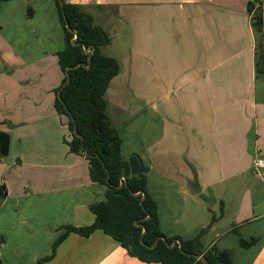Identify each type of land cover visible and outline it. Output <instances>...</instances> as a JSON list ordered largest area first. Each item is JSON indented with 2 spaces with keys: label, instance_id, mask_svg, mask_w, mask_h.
<instances>
[{
  "label": "crops",
  "instance_id": "obj_1",
  "mask_svg": "<svg viewBox=\"0 0 264 264\" xmlns=\"http://www.w3.org/2000/svg\"><path fill=\"white\" fill-rule=\"evenodd\" d=\"M64 1L89 13L111 35L110 44L117 37L123 40L122 59L117 58L121 71L106 96L115 100L119 117L151 110L150 119L161 125L153 138L145 136L149 145L139 155L150 168L148 187L152 172L163 179L167 193L169 182H175L182 211L197 217L185 239L206 229L201 236L206 249L230 253L234 264H264V187L254 174L256 160L264 161V78L256 77L252 25L257 11L264 19V0ZM248 2L254 4L252 13ZM29 13L34 16L33 9ZM125 26L132 29L128 35ZM52 58L57 69L49 76L41 69L22 76L26 81L40 78L39 91L24 81L27 87H3L8 93L0 94V132L10 138L7 159H0V183L8 189L0 214L8 200L27 206L34 204L30 200L57 197L58 206L69 207L70 221L59 220L52 228L56 240L63 226L93 224L89 206L104 199L105 188L92 182L88 160L70 151L67 117L61 116L58 134L38 133L45 134L48 113L61 118L51 92L62 84L64 73L58 57ZM23 92L32 97L20 102L16 95ZM40 93H48L46 103ZM180 221L176 215L171 220L174 226ZM233 236L234 243L229 242ZM241 238L255 239V244L242 248ZM44 264L159 263L130 256L96 230L89 237L71 233Z\"/></svg>",
  "mask_w": 264,
  "mask_h": 264
},
{
  "label": "trees",
  "instance_id": "obj_2",
  "mask_svg": "<svg viewBox=\"0 0 264 264\" xmlns=\"http://www.w3.org/2000/svg\"><path fill=\"white\" fill-rule=\"evenodd\" d=\"M7 1L0 0V9L2 3ZM55 3L65 29L66 45L57 52L64 79L56 89L54 107L58 114L68 118L72 135V140L67 142L70 151L88 160L90 178L105 188V196L89 206L95 215L93 224L61 227L51 254L37 264L52 260L58 246L71 233L89 237L96 230H102L120 243L130 256L144 263L205 264L195 257L203 255L208 264H234L230 253L220 251L215 246L209 249L203 246L201 236L206 229L192 239L168 237L163 233L157 202L148 190L150 168L139 154H133L129 159L122 156V139L108 114L106 93L111 81L121 71L116 58L101 52V48L109 45L111 39L80 5L64 0H55ZM247 8L252 13L254 4L248 2ZM64 16L69 29L66 28ZM252 25L256 35V77L263 79L264 19L261 10L253 15ZM124 181L126 183L122 185ZM6 197V185L0 183V208ZM163 237L168 244L161 239ZM174 240L182 242L183 252L178 245L173 248L169 246ZM239 244L242 248H250L255 244V239L241 238Z\"/></svg>",
  "mask_w": 264,
  "mask_h": 264
},
{
  "label": "rangeland",
  "instance_id": "obj_3",
  "mask_svg": "<svg viewBox=\"0 0 264 264\" xmlns=\"http://www.w3.org/2000/svg\"><path fill=\"white\" fill-rule=\"evenodd\" d=\"M29 8L34 10L33 17L29 13ZM125 30L128 31L127 35L132 31V29L129 31L128 26H125ZM122 42L123 40L117 37L112 44L102 47L101 52L106 56L122 59L119 49H122L120 46ZM65 45V29L59 17L55 0H9L3 2L0 9V94L7 92L3 87H27L25 82H29V87L37 86V91H39L42 88L41 79L30 81L33 79L29 78V81H26L24 77L22 78L23 74L28 72L34 76L36 71L41 69L49 72V76L50 71L57 69L52 56H57L56 53L63 50ZM112 85V89H114L115 84ZM56 89L51 92L54 96V103ZM20 91V89H16V93ZM37 96L44 98L46 103L48 93H40ZM9 97L6 99L8 104L11 103ZM16 97L21 102L26 97H32V94L23 92L17 94ZM106 100L110 118L120 131L122 156L129 159L134 153L143 155L146 146L149 145L145 136L153 138L161 128V125L150 119L154 115L153 112L149 110L148 113L144 111L136 117L130 115L122 118L119 117L120 112H117L115 100L110 98V95L106 96ZM61 116L64 115L59 117ZM47 117L45 134L38 133L42 136L58 134L60 129L58 122L63 121V118L51 116L49 113ZM123 120L127 122L125 125ZM159 177L155 172H152L148 188L159 206L162 230L167 235L179 234L183 239L188 238L189 233L186 228L193 225L194 229L196 223L192 221H196L197 217H194V214V218L189 217L182 211L184 206L182 201L179 202L182 197L180 198V195L177 194V184L170 181L172 186L167 193L163 190L165 189L162 186L163 179ZM262 180L261 187H264V178ZM50 200L47 198L38 201L30 200L34 204L27 206L15 205V201L8 200L6 210L0 214V264H37L40 259L51 254L52 243L55 241V237H52V228L59 223V220L69 222L70 219L69 213L68 215L66 213L69 209L65 206L66 204L58 206L57 197ZM14 208H16L15 211ZM174 215L181 220L175 226L171 222ZM205 238L209 239L210 237L208 235ZM228 239L229 242L234 243V236Z\"/></svg>",
  "mask_w": 264,
  "mask_h": 264
},
{
  "label": "water",
  "instance_id": "obj_4",
  "mask_svg": "<svg viewBox=\"0 0 264 264\" xmlns=\"http://www.w3.org/2000/svg\"><path fill=\"white\" fill-rule=\"evenodd\" d=\"M62 7H63V5H62ZM64 18H65V23H66V28L67 29H69V24H68V22H67V20H66V17L64 16ZM77 39V36L75 37V40ZM89 62H90V59H89ZM79 66V64L78 65H76V67H78ZM69 81V77H68V79H67V82ZM66 82V83H67ZM65 83V84H66ZM60 94V93H59ZM74 132H76V127H75V129H74ZM9 144H10V138H9V136L7 135V134H5V133H0V159H2V158H4V157H6L7 155H8V153H9ZM123 180H124V178H123ZM126 182L124 181L123 183H122V185L123 184H125ZM162 240H164L167 244H168V242H167V240H166V238H161ZM157 242L158 241H156V243H155V245L157 244ZM176 245H178V247H179V249L183 252V248H182V242L180 241V240H174L173 241V243L171 244V245H169L171 248H173V247H175ZM198 260H201L202 262H204L205 264H208V262L205 260V258H204V256L203 255H196L195 256Z\"/></svg>",
  "mask_w": 264,
  "mask_h": 264
},
{
  "label": "built area",
  "instance_id": "obj_5",
  "mask_svg": "<svg viewBox=\"0 0 264 264\" xmlns=\"http://www.w3.org/2000/svg\"><path fill=\"white\" fill-rule=\"evenodd\" d=\"M263 169H264V161L262 159H257L255 162V172H254L256 177L261 179L264 178V172H262Z\"/></svg>",
  "mask_w": 264,
  "mask_h": 264
}]
</instances>
